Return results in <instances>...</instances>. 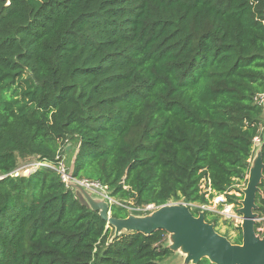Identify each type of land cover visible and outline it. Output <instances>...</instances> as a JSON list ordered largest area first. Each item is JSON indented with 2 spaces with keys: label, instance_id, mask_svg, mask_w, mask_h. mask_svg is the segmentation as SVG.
Masks as SVG:
<instances>
[{
  "label": "trees",
  "instance_id": "16d2710c",
  "mask_svg": "<svg viewBox=\"0 0 264 264\" xmlns=\"http://www.w3.org/2000/svg\"><path fill=\"white\" fill-rule=\"evenodd\" d=\"M263 91L264 0H0V264H161L166 231L115 235L64 150L111 216L181 202L215 227L192 205L242 198ZM259 190L264 216V167Z\"/></svg>",
  "mask_w": 264,
  "mask_h": 264
},
{
  "label": "water",
  "instance_id": "95a60500",
  "mask_svg": "<svg viewBox=\"0 0 264 264\" xmlns=\"http://www.w3.org/2000/svg\"><path fill=\"white\" fill-rule=\"evenodd\" d=\"M75 152L76 148H72L68 154L66 166L69 169L72 168ZM263 167L260 147L250 164L244 195L239 201L241 207L238 211L242 219L240 244H233L227 237L219 234L212 223L205 221L202 211L193 215L184 203L163 204L143 217L128 214L124 218H116L111 216L110 204L106 201L93 198L77 184L70 183L69 186L74 188L76 198L82 205L97 211L108 226L114 228L115 235L123 231L150 234L156 230H164L173 234L174 247L182 250L189 264H196L202 258H207L214 264H264V235H256L254 227L257 216L254 211L255 197L260 191Z\"/></svg>",
  "mask_w": 264,
  "mask_h": 264
},
{
  "label": "rangeland",
  "instance_id": "374dc122",
  "mask_svg": "<svg viewBox=\"0 0 264 264\" xmlns=\"http://www.w3.org/2000/svg\"><path fill=\"white\" fill-rule=\"evenodd\" d=\"M260 124H261V131H260V133H261L260 138L261 139H260V143L256 144L252 158L250 159V164L253 162V158L255 157L256 150L261 147L262 141L264 140V106H262V114L260 116ZM74 143H75L74 141H72V142L70 141L68 145L72 146ZM66 155H68V154H67L66 149H65L63 161L67 162L68 156H66ZM32 168H33V165L31 167H29L28 169H25V170L20 171V172H23V174H28L32 170ZM247 180H248V174L246 176L245 182L242 181L241 183L234 184L233 187L235 190H232L229 193H233L236 196H240L243 198V195H244L243 190L245 189V186L247 184ZM83 189L86 192L90 193V195L93 198L102 199L100 196L91 193L89 190H87L85 188H83ZM223 198L225 200V197H223ZM239 201H240V199L238 200V203H236V204H227L225 201L217 202L216 198H213L209 201V204L204 206L205 209H207L209 211H213L220 216L218 219L217 225L215 226V230L219 234L227 237L228 239H231L234 237V235L236 234L235 227L238 225L240 226L241 222H242L241 214L238 211V209L241 207V204ZM169 203H171V202H169ZM176 204H178V203H176ZM192 206L200 208V205H197V204H193ZM156 208L157 207H155L154 205H150V209H146V210H137L136 208H133V209L130 208L129 214L134 215V216L143 217V216H147L150 213H152ZM201 208H203V207L201 206ZM254 225H259V227H257L255 229V234L258 235L259 237H262L264 235V216H258L257 215L255 218ZM173 242H174L173 234L167 233L165 235L163 244L171 249L170 250L171 254L169 257L164 259L161 262V264H189L185 260V254L182 252V250L180 248L174 247Z\"/></svg>",
  "mask_w": 264,
  "mask_h": 264
},
{
  "label": "built area",
  "instance_id": "2783aa9c",
  "mask_svg": "<svg viewBox=\"0 0 264 264\" xmlns=\"http://www.w3.org/2000/svg\"><path fill=\"white\" fill-rule=\"evenodd\" d=\"M255 101L261 107L264 106V91L255 97ZM260 139H261L260 135H257V136H255L253 138V150H255L256 144L260 143ZM57 168H58V171L61 174L62 180L67 185H69L70 183L77 184V185L89 190L91 193L100 196L108 204L114 202V199L111 196H109V193H108V191L106 189V186H103V185H101L98 182L88 181L87 179H77V178L72 177L71 175H69V173L67 171V166H66V164L64 162L59 163ZM21 173H23V172H21ZM223 197L224 196L222 194H219V195L215 196L214 198H216V201L219 202V201H225ZM177 203L180 204L181 202H177ZM201 206L203 208H201ZM204 206L205 205H200V209L204 210L205 209ZM136 209L137 210L150 209V205H145V206H142V207H136ZM205 210H207V209H205Z\"/></svg>",
  "mask_w": 264,
  "mask_h": 264
}]
</instances>
